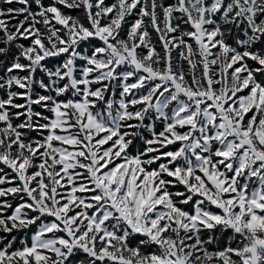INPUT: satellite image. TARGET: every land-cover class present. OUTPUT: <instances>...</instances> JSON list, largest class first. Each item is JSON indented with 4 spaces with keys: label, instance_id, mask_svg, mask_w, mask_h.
Returning <instances> with one entry per match:
<instances>
[{
    "label": "snow or ice",
    "instance_id": "1",
    "mask_svg": "<svg viewBox=\"0 0 264 264\" xmlns=\"http://www.w3.org/2000/svg\"><path fill=\"white\" fill-rule=\"evenodd\" d=\"M0 264H264V0H0Z\"/></svg>",
    "mask_w": 264,
    "mask_h": 264
}]
</instances>
